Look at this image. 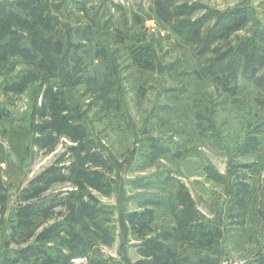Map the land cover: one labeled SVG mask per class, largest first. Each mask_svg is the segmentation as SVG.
<instances>
[{
    "label": "rangeland",
    "instance_id": "374dc122",
    "mask_svg": "<svg viewBox=\"0 0 264 264\" xmlns=\"http://www.w3.org/2000/svg\"><path fill=\"white\" fill-rule=\"evenodd\" d=\"M16 1L0 0V10L11 8ZM155 1L86 0L88 15L81 4L53 11L55 27L51 33L13 28L28 43V39L39 36L52 50L56 51L58 40L64 49L59 78L44 80L40 58L19 52L0 63V253L6 252L2 250L7 249L5 244L25 248L38 242L46 248L64 249L68 259L85 258L83 264H139L155 257L162 264H248L264 255V107L254 103L256 92L246 81L230 98L219 94L213 84L201 81L195 73L207 57H198L192 45L183 44L157 17ZM183 2L219 11L248 5L264 27V0ZM90 9H97L100 18L93 19ZM203 13L205 9L197 15ZM249 29L238 36H247ZM116 30L126 34L125 44L117 43ZM138 42L153 51L154 70H142L129 56L126 46ZM79 45L84 48L78 51L74 47ZM101 47L110 52L119 50L115 54L118 73L112 76L117 86L111 89V93L119 91L114 96L122 106L119 110L109 108L94 86L101 84L108 72L106 60L95 54ZM84 69L97 84L72 86L73 78L67 79L65 70L74 77ZM30 73L35 78L28 80L22 91L10 88L11 83ZM51 84L64 88L69 103L76 107L75 116H79L87 134L86 150L89 155H101L106 162L105 166L91 165L89 169L103 174L111 183V193L90 186L80 191L73 183L75 174L70 176L69 170L75 155L69 149L77 144L63 134L41 129L49 120L41 119L35 111L46 103L45 92ZM214 99L219 103L224 100L213 118L218 144L217 139L203 134L197 117L199 112L209 116L206 110ZM201 124L208 122L201 120ZM48 134L52 140L42 147ZM255 135L261 143L258 150L242 154L247 137ZM149 139H156L166 152L154 153ZM81 155H87L86 151ZM145 155L157 158L151 161ZM51 166L70 177L48 193L65 198L63 207L55 209L53 219L35 222L32 232L18 230L17 237L9 236L14 202ZM215 175L220 179L214 180ZM240 183L249 187L247 193L238 192ZM184 193L192 200L195 213L192 219L180 220L173 215L170 202L177 196L178 205ZM144 195L155 197L158 205L152 208L155 222L139 233L128 224V215L140 211ZM88 198L103 206L94 219L98 228L82 222L74 238L63 232L48 238L40 236L53 224L65 221L70 212L66 201L82 203ZM190 226L203 233L193 231L189 239L180 238L178 233ZM100 228H107V233ZM2 232H6L5 242ZM151 241L161 243L171 255L143 252V244Z\"/></svg>",
    "mask_w": 264,
    "mask_h": 264
},
{
    "label": "trees",
    "instance_id": "16d2710c",
    "mask_svg": "<svg viewBox=\"0 0 264 264\" xmlns=\"http://www.w3.org/2000/svg\"><path fill=\"white\" fill-rule=\"evenodd\" d=\"M184 0H156L154 2L155 13L157 17L170 26L172 32L178 36L181 42L185 45H192L198 57L204 59L202 68L195 74L201 81L213 84L214 89L226 97H234L241 88V82L246 81L257 89V97L255 104L259 108L264 107V27L257 21L254 11L248 5L238 6L227 10H211L204 8L198 3L189 4ZM81 4L84 12L88 15L86 9V0L79 2L78 0H17L11 8L5 7L0 10V63L8 60L12 53H21L29 58L39 59V64L43 66V79L59 78V72L62 68L61 53L64 49L62 41L58 40L55 43L56 51L49 48L46 42L41 40L43 37L35 36V39H28L29 43L20 34H16L13 28L21 30L33 31L39 29L46 33H51L54 30V19L52 12H61L69 5ZM205 9V13L197 15L200 10ZM97 9H90V14L93 13V19L100 18ZM138 23L140 18L135 17ZM137 23V24H138ZM247 36L240 38L238 33L249 28ZM9 38L8 40H4ZM117 43L125 44L126 34L121 30H116ZM131 46L127 45L126 50L133 62L142 70H154L155 57L150 47L145 45ZM34 52L33 55L32 51ZM76 50L84 48L83 45L74 47ZM119 50L108 51L101 47L97 56L101 55L106 60L108 72L103 81L96 86V91L103 96L106 104L111 109L119 110L122 106L119 105L117 99V91L111 93L112 88H116L117 83L112 81L113 74L117 75V58L115 57ZM65 58V57H64ZM77 63V62H76ZM62 70V69H61ZM85 70V69H84ZM67 79L72 80L71 85H80L82 83H95L97 81L90 76L87 70L84 73L72 76L70 71L65 70ZM35 75L30 73L20 77L16 82L10 84V88L22 91V88L30 79H34ZM24 84V85H23ZM22 86V87H21ZM120 94V93H119ZM122 95V94H121ZM105 96V97H104ZM46 103L42 108H39L35 113L40 115L41 119L48 118V122L44 123L41 129L52 130L57 134H63L65 137L76 143L69 151L73 155L74 162L70 166V176L74 175L73 183L82 191L84 186H90L107 193H111V183L106 181L103 174L97 170L89 169L91 165H106L105 160L101 155H89L86 150V130L84 124L79 122V116H75L76 107L72 106L66 96L64 88L61 86L49 85L45 92ZM122 101V97H120ZM213 102L215 105H213ZM211 106L206 113L199 112L197 117L200 120L199 127L203 134L210 139H217L216 144L220 143L219 133L216 130L213 118L216 115L217 106L224 103V100L219 103L216 99L213 100ZM226 102V101H225ZM2 116V115H1ZM0 116V117H1ZM201 120L208 124H201ZM211 131V133L209 132ZM217 132V134H216ZM52 135L45 136L47 140L41 142L42 147L47 145L52 140ZM246 144L243 146L242 154H247L256 151L259 148L260 142L258 136H249L246 139ZM148 145L155 149L154 153L166 152L164 146L156 141L149 139ZM86 151L87 155H81ZM149 160H155L157 155H145ZM214 180L220 178L215 175ZM70 177L65 175L57 166L48 167L39 176L33 179L29 186L22 190L19 198L14 202L16 211L14 220L11 222V230L20 228H28L34 224L36 218H43L45 222L53 219L55 209L59 206L63 207L65 198L61 199L58 196L50 197L48 195L51 187L57 184H62ZM249 187L245 183L239 184L238 192L247 193ZM71 198L74 196L70 195ZM180 203L171 211L175 218L180 220L192 219L194 209L192 208V200L188 194L184 193ZM4 200V197L2 198ZM158 204V203H156ZM66 208L69 213L65 221L53 224L45 229L40 235L42 238L52 234L57 236L60 232L67 233L68 236L74 238L77 233V226L95 224L94 219L100 215L103 206L88 198L82 203L76 200L66 201ZM179 208L182 210L179 212ZM65 216V215H64ZM155 220V212L145 210L143 212H134L128 215V224L137 232L143 233L147 230ZM73 221V222H72ZM106 234L107 228H100ZM195 233H203L200 228L193 226L178 233L180 238L189 239ZM67 236V238H68ZM46 238V239H47ZM73 241V239H72ZM69 243L68 239L65 241ZM41 244L38 242L28 246L21 251V258L25 261L36 259L42 254L40 250ZM143 252L147 254L165 253L171 255L170 250L163 248V245L158 241H151L143 244ZM139 264H162L159 258L140 262ZM248 264H264V255H258Z\"/></svg>",
    "mask_w": 264,
    "mask_h": 264
},
{
    "label": "crops",
    "instance_id": "0c3cea01",
    "mask_svg": "<svg viewBox=\"0 0 264 264\" xmlns=\"http://www.w3.org/2000/svg\"><path fill=\"white\" fill-rule=\"evenodd\" d=\"M253 89H254V91L256 92V95H257V89L254 86H253ZM259 147H260V145H259ZM253 152H255V151H253ZM194 191H196V190L194 189ZM152 197L153 196H151V195H144L142 197L141 204H140V209H139L140 211H138V212H143L145 210L154 211V210H152V208L157 206L158 204H156L157 200H155V197L154 198H152ZM176 201H177V196L173 200V202H170V206L172 208H176V206H177V202ZM15 214H16V211H13V215L11 217L12 220H14ZM35 222L40 224L39 222H45V221H44L43 218L39 217V218L35 219L34 223ZM154 222H155V220L152 223H154ZM32 227H35V226H31L29 228H20V229H17V230L9 229L10 233H8V234L11 237H17V234H19V233H17L18 230L25 231V230L29 229L28 231H25V232L29 233V232H32V231H30V229ZM1 234H2L1 238H4L3 242H5L6 232H5V234L3 232ZM15 243H16V241H15ZM4 247L9 249V251L7 249L2 248V250H5L6 252H1L0 253V264H72L71 260L73 258L70 257L68 259V257H66L68 254H66V252L62 248H60V249H50V248H46V246L44 244H41L40 250H41L42 254L39 256V258L36 259L35 257H33L32 260L25 261V260H23L21 258V251L23 249H26L27 247H25V248H20L19 247L18 248L16 246H14L13 244H10V246H8V247H6V244H5ZM193 254H195V253H193ZM200 255H203V254H200ZM195 256H197V255H195ZM204 261H206V260H204ZM200 262H202V261H200ZM208 264H210L209 261H208Z\"/></svg>",
    "mask_w": 264,
    "mask_h": 264
},
{
    "label": "built area",
    "instance_id": "2783aa9c",
    "mask_svg": "<svg viewBox=\"0 0 264 264\" xmlns=\"http://www.w3.org/2000/svg\"><path fill=\"white\" fill-rule=\"evenodd\" d=\"M85 258H82V257H76L74 259L71 260V263L72 264H83L85 263Z\"/></svg>",
    "mask_w": 264,
    "mask_h": 264
}]
</instances>
